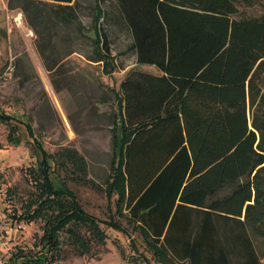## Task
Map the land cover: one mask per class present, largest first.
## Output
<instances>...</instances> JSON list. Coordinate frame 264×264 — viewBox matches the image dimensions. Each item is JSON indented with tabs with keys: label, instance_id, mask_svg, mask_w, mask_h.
Returning a JSON list of instances; mask_svg holds the SVG:
<instances>
[{
	"label": "trees",
	"instance_id": "16d2710c",
	"mask_svg": "<svg viewBox=\"0 0 264 264\" xmlns=\"http://www.w3.org/2000/svg\"><path fill=\"white\" fill-rule=\"evenodd\" d=\"M112 1L132 35L137 63L161 74L132 69L114 91V150L104 187L88 178L84 157L48 154L30 122L0 111L1 121L13 123L8 140L28 146L34 163L27 179L35 190L13 218L45 221L42 241L50 253L23 256L20 264L55 262L62 231L80 255L108 238L66 181L56 185L51 160L66 171L71 161L81 171L73 179L103 189L164 264H231L234 255L243 257L236 264H260L249 228L264 236V11L235 15L240 5L264 8V0ZM7 4L21 9L39 35L55 22L84 35L81 0ZM97 30L98 56L87 58L101 61L112 46L110 34ZM109 225L130 235L115 215ZM133 259L149 264L144 255Z\"/></svg>",
	"mask_w": 264,
	"mask_h": 264
},
{
	"label": "rangeland",
	"instance_id": "374dc122",
	"mask_svg": "<svg viewBox=\"0 0 264 264\" xmlns=\"http://www.w3.org/2000/svg\"><path fill=\"white\" fill-rule=\"evenodd\" d=\"M81 2L84 35L74 25L58 22L50 24L49 29L43 28L39 35L29 26L21 9H10L7 0H0V111L14 121L30 122L48 154L54 156L69 150L76 152V159L84 157L88 178L104 187L111 174L114 150L111 129L114 91L120 90L129 71L141 65L116 3ZM263 11L262 3L240 5L235 16H261ZM97 27L110 34L112 46L110 57L101 61L87 58L98 56ZM53 62L56 66L48 70L47 65ZM143 70L161 74L151 65L143 66ZM12 125L0 120V264H20L26 256L50 254L42 241L45 221L23 222L13 218L24 211V202L35 189L27 179L28 168L34 164L29 147L24 143L16 146L8 140ZM51 162L56 185L60 179L66 181L84 208L102 221L108 238L91 253L80 255L69 243L72 240L69 233L59 232L63 250L50 263L133 264V256L137 259L144 255L149 264H164L152 254L144 237L129 225L127 218L116 214L115 201H108L103 189L73 179L81 171L71 161L67 171L55 160ZM113 215L130 235L110 227ZM83 230L90 235V231ZM249 235L260 264H264V236L251 228ZM131 239L138 244L136 251ZM16 254L22 257L16 258ZM12 257L14 261L10 260ZM232 258L231 264L243 260L242 256Z\"/></svg>",
	"mask_w": 264,
	"mask_h": 264
},
{
	"label": "crops",
	"instance_id": "0c3cea01",
	"mask_svg": "<svg viewBox=\"0 0 264 264\" xmlns=\"http://www.w3.org/2000/svg\"><path fill=\"white\" fill-rule=\"evenodd\" d=\"M143 66H147V65H141L138 69L143 70ZM151 66H153V65H151ZM143 71H146V70H143ZM149 71H150V70H149ZM149 71H146V72H149Z\"/></svg>",
	"mask_w": 264,
	"mask_h": 264
},
{
	"label": "built area",
	"instance_id": "2783aa9c",
	"mask_svg": "<svg viewBox=\"0 0 264 264\" xmlns=\"http://www.w3.org/2000/svg\"><path fill=\"white\" fill-rule=\"evenodd\" d=\"M30 34L34 36V32L32 30H29Z\"/></svg>",
	"mask_w": 264,
	"mask_h": 264
}]
</instances>
